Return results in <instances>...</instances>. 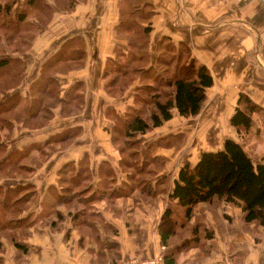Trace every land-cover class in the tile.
Returning <instances> with one entry per match:
<instances>
[{"label":"crops","instance_id":"crops-1","mask_svg":"<svg viewBox=\"0 0 264 264\" xmlns=\"http://www.w3.org/2000/svg\"><path fill=\"white\" fill-rule=\"evenodd\" d=\"M25 3L0 0V264H117L160 252L165 264H264V225L245 221L241 205L201 202L185 223L172 196L184 162L227 137L264 161V0ZM18 9H27L19 22ZM182 52L213 75L198 113L210 115L217 143L193 148V116L174 107L128 153L115 127L143 78L123 86L119 66L135 55L160 72ZM241 93L260 107L247 128L231 123ZM169 206L175 231L164 242Z\"/></svg>","mask_w":264,"mask_h":264},{"label":"trees","instance_id":"trees-1","mask_svg":"<svg viewBox=\"0 0 264 264\" xmlns=\"http://www.w3.org/2000/svg\"><path fill=\"white\" fill-rule=\"evenodd\" d=\"M42 2L44 0H26L25 4L28 7H40ZM9 5L6 4L5 7L9 9ZM1 7L0 4V9ZM26 11L27 9H18V22L23 19ZM8 21L12 20L4 19L6 25ZM184 56L182 52L175 55L174 59L170 58L175 60L174 65L165 67L160 72L155 68L141 66V59L135 55L127 57L126 69L119 66L123 74L118 71L115 75L119 77L121 74L120 84L123 86L136 75H140L143 80L135 95L137 106H131L125 117H117L115 130L121 134L115 135L118 136L117 139L127 137L125 143H133L138 133L146 132L170 119L174 107L186 116L195 115L201 110L207 98V88L214 83V78L205 64L199 63L189 54ZM161 58L166 64L170 61L168 57ZM242 103L244 107L240 105ZM259 108L247 94L241 93L238 106L231 116V123L237 127H249L253 123L252 112ZM172 196L178 198L184 207L185 223L192 217L197 204L212 202L217 198L241 205L245 221H257L264 225V161L254 160L241 142L227 137L223 147L202 150L195 164L184 162ZM171 211L172 207L169 206L161 222V228L166 223L173 225L170 228L166 225L167 230L162 228L164 242L175 231L176 220L172 219ZM196 229L193 230V238L197 240L200 234ZM181 246L170 250H178Z\"/></svg>","mask_w":264,"mask_h":264},{"label":"rangeland","instance_id":"rangeland-1","mask_svg":"<svg viewBox=\"0 0 264 264\" xmlns=\"http://www.w3.org/2000/svg\"><path fill=\"white\" fill-rule=\"evenodd\" d=\"M33 12H35V11H33ZM185 56H186V54H185ZM164 67H166V65ZM206 115L207 114L205 113L204 110L201 113H197L195 115H191V116H193L192 118H190V120H191V128H192V130H191L192 131V136H191L192 144L191 145L193 146V148H195L198 144L200 145L203 142H206L207 144H209V143H217V141H218V137L217 136H220V135H218V132L215 129L216 125L215 124H211L207 120L210 117V115L209 114H208V116H206ZM102 119H103L102 116H100V115L97 116L96 115L95 116V120H93V121L96 124H98V123L99 124H104L102 122ZM183 124H181V125H183ZM105 127H107L106 122H105L104 128ZM102 132H103V130L100 133H102ZM216 137H217V139H216ZM141 138H143V136ZM104 139L107 140V137H104ZM126 139H128V138L127 137H123L122 142H120L121 146L123 145V143H125ZM181 140H182V138H180V140H177V142H179ZM127 144H128V142L125 143V146H127V148H128L127 149L128 153L132 152L137 147L136 146L137 145V141L132 146L131 145L128 146ZM156 255H162L163 258H164V262H165V257H164L163 252L157 253Z\"/></svg>","mask_w":264,"mask_h":264},{"label":"built area","instance_id":"built-area-1","mask_svg":"<svg viewBox=\"0 0 264 264\" xmlns=\"http://www.w3.org/2000/svg\"><path fill=\"white\" fill-rule=\"evenodd\" d=\"M117 264H165V262L162 255H153L147 257L132 256L119 261Z\"/></svg>","mask_w":264,"mask_h":264}]
</instances>
